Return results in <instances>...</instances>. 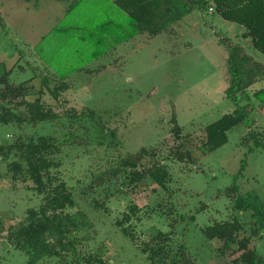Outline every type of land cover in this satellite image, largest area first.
Returning <instances> with one entry per match:
<instances>
[{
	"label": "rangeland",
	"instance_id": "obj_1",
	"mask_svg": "<svg viewBox=\"0 0 264 264\" xmlns=\"http://www.w3.org/2000/svg\"><path fill=\"white\" fill-rule=\"evenodd\" d=\"M63 5L53 0H0V76L10 72L7 75L10 84L23 82L26 88L31 85L26 92L28 101L45 85L42 102L52 113L62 116L90 111L94 121L98 120L101 129H105L103 144L99 146L90 136L89 143L81 147H62L58 155L59 176L79 192L89 184L91 175L108 169L117 156L132 155L143 148L148 155L158 154L153 158L155 161H162L180 143L170 133L173 117L181 137L187 139L184 147L194 157L193 160L183 158L181 162L173 157L164 162L171 177L167 191L173 198L175 214L194 217L192 223L188 219L178 221L174 241L185 246L195 264H227L232 258L218 255L219 243L205 240L202 231L229 217L248 223L247 215L232 210L227 194L230 187L236 189V196L253 193L264 205V151H249L251 145L241 142L248 129L239 124L226 133L224 145L201 155L203 128L232 112V104L223 95L226 54L216 46L212 30L193 12L154 38L138 35L116 46L109 56L86 63L84 72L68 74L64 80L66 89L52 98L48 91L60 82L36 57L33 48L40 46L42 38L61 20ZM206 20L264 65V57L248 50L246 42L239 39L241 27L223 22L216 15L212 18L207 15ZM52 41L50 38L43 44L47 47ZM258 88L264 89V84H254L247 92ZM250 117L254 120L250 130L264 134L261 109H256ZM62 120L51 125H0V147L20 134L52 136L60 141L68 131L62 128ZM105 141H111L112 146L106 148ZM151 161L147 158L143 162L149 165ZM241 161L244 169L239 171ZM11 163L15 161L0 159V264H23L26 257L6 242V230L22 220L25 209L37 207L40 197L31 191L30 183L9 178L6 169L17 168ZM121 180L120 177L116 183L111 181L93 188L87 198H76V208L92 224V229L83 234L87 240L77 251L89 252L102 246L109 264H149L137 246L122 237L113 223L132 202L140 209V221L134 225V235L140 242L156 231L167 232L168 217L151 211L156 204L163 205L167 197L144 180L137 188L125 187L117 194L115 190ZM104 196L105 209L101 213L92 211L88 201L100 202ZM250 243L256 246L264 261V230L259 237L251 238Z\"/></svg>",
	"mask_w": 264,
	"mask_h": 264
},
{
	"label": "trees",
	"instance_id": "obj_2",
	"mask_svg": "<svg viewBox=\"0 0 264 264\" xmlns=\"http://www.w3.org/2000/svg\"><path fill=\"white\" fill-rule=\"evenodd\" d=\"M53 1L64 4L63 16L42 38L40 46L37 44L33 48L36 57L45 68L51 70L53 78L60 82L51 92L48 91L52 98L66 89V76L84 72L86 63L109 56L116 46L138 35L154 38L183 17L197 12L204 26L212 30L216 37V46L226 54L223 95L232 104L231 113L222 115L203 128L199 145L201 155L209 154L224 145L226 133L239 124L248 129L241 142L251 145L249 151H264V134L259 135L250 130L254 124L251 114L258 108L264 113V89L247 92L254 84H264V65L239 43L214 28L211 21L206 20L207 15L209 18L216 15L223 22L241 27L239 39L246 42L248 50L256 51L264 57V0ZM50 38L54 42L46 47L43 42ZM9 73L4 72L0 76V125H51L62 118V128L68 130L60 141L52 136L20 134L11 143L0 147V159L3 162L14 160L15 163L11 164L17 167L15 170L12 167L6 169L9 178L16 182L30 183L31 191L40 197L37 207L25 209L22 220L14 226H8L6 230V242L12 249L25 255L23 264H43L50 260H58L52 264H109L102 246L89 252L77 251L87 240L83 234L92 229V224L85 213L76 208V198H87L93 188L111 181L116 183L120 177L122 180L115 190L117 194L125 187L137 188L143 180L166 194L167 201L161 206L156 204L151 211L167 216L169 222L167 232L156 231L140 242L134 235V225L140 221V209L129 202L126 212L113 223L119 234L135 244L149 264H195L185 246L174 241V227L178 221H194L191 215L185 218L175 214L173 198L167 191L171 177L164 162L173 157L178 162L183 158H194L184 147L187 139L181 137L174 118L170 120V133L180 143L173 146L162 161H155L153 158L158 154L148 155L143 148L132 155L117 156L114 164L91 175L89 184L78 192L77 187L75 191L59 176L61 163L58 155L64 146L78 148L88 144L90 136L96 146L103 144L105 129H101L98 120L94 121L90 111L62 116L52 113L42 102L45 85H41L35 98L28 101L26 92L31 85L26 88L23 82L10 84L7 81ZM109 136L114 138L113 133ZM105 142L106 148L112 146L111 141ZM147 158L153 160L149 165L143 162ZM243 169L244 163L241 161L239 171ZM236 193L234 187L227 189L232 210L236 214L247 215L248 223L237 217H229L205 227L202 235L207 241L215 240L219 243L216 251L218 255L225 259L232 258L227 264H264L256 246L250 245V239L259 237L264 230V205L251 192L237 196ZM105 201L106 196L100 202L91 199L88 205L92 211L101 213L105 209Z\"/></svg>",
	"mask_w": 264,
	"mask_h": 264
},
{
	"label": "built area",
	"instance_id": "obj_3",
	"mask_svg": "<svg viewBox=\"0 0 264 264\" xmlns=\"http://www.w3.org/2000/svg\"><path fill=\"white\" fill-rule=\"evenodd\" d=\"M210 12H211V8L208 9V13H210Z\"/></svg>",
	"mask_w": 264,
	"mask_h": 264
},
{
	"label": "crops",
	"instance_id": "obj_4",
	"mask_svg": "<svg viewBox=\"0 0 264 264\" xmlns=\"http://www.w3.org/2000/svg\"><path fill=\"white\" fill-rule=\"evenodd\" d=\"M241 34V33H240Z\"/></svg>",
	"mask_w": 264,
	"mask_h": 264
}]
</instances>
